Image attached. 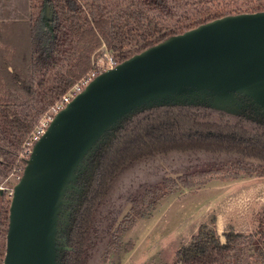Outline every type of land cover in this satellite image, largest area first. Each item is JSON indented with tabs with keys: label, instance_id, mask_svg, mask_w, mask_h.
Wrapping results in <instances>:
<instances>
[{
	"label": "trees",
	"instance_id": "obj_1",
	"mask_svg": "<svg viewBox=\"0 0 264 264\" xmlns=\"http://www.w3.org/2000/svg\"><path fill=\"white\" fill-rule=\"evenodd\" d=\"M44 3L0 0V182L11 172L35 123L89 70L102 44L118 63L207 21L264 11V0H46L52 9L47 24L41 15ZM201 111L169 107L142 112L119 131L109 149L98 156L93 187L74 216L62 264H85L94 207L121 169L137 160L170 152L227 153L241 160L214 172L264 175V130L240 120L231 122L224 114H218L220 121L207 119ZM208 173L186 176L181 185L187 187L192 184L188 178L201 179ZM163 188L157 199L158 190L153 189L151 204L140 201L135 217L145 215L166 195L160 194ZM9 200L0 194V264ZM210 222L214 224L215 218ZM258 234L244 235L229 228L221 241L213 225L201 224L190 241L175 251L171 264H264V250L257 245L251 249Z\"/></svg>",
	"mask_w": 264,
	"mask_h": 264
},
{
	"label": "water",
	"instance_id": "obj_2",
	"mask_svg": "<svg viewBox=\"0 0 264 264\" xmlns=\"http://www.w3.org/2000/svg\"><path fill=\"white\" fill-rule=\"evenodd\" d=\"M245 105L264 110V11L207 21L98 73L22 158L2 264H59L68 249L57 238L60 229H70L69 213L61 217L67 197L136 114L202 106L234 122Z\"/></svg>",
	"mask_w": 264,
	"mask_h": 264
},
{
	"label": "rangeland",
	"instance_id": "obj_3",
	"mask_svg": "<svg viewBox=\"0 0 264 264\" xmlns=\"http://www.w3.org/2000/svg\"><path fill=\"white\" fill-rule=\"evenodd\" d=\"M49 12L51 13L50 8ZM47 15L45 11L42 12L44 22L47 21ZM199 110L208 114L207 119H220L217 113L207 107L201 106ZM224 119H228L227 116L224 115ZM229 120L233 121L234 117ZM236 120L246 125L258 124L264 128V110L245 105L239 110ZM240 160L234 154L187 151L156 154L126 166L112 182L99 205L97 218L106 214L107 225H110L112 217L121 212V209L125 210L124 213L127 212L129 202L126 206L124 204L131 197L144 196V203L151 204L153 189L158 190L154 193L157 199L159 188L162 187L165 188L160 194L166 195L154 202L143 216L135 217V210L130 212L125 223L122 221V228L120 226L113 236L96 229L100 233L97 234L99 241L90 249L87 264H171L175 260V251L190 241L201 224L213 225L221 241L222 233L229 228L244 235L260 233L251 249L257 245L264 250V175L238 173L235 176L214 172L215 169L236 164ZM91 161V157L86 160V170L89 169ZM88 171L75 182L76 189L67 197L64 212L61 214L64 220V216L69 213V225L70 208L75 198L80 195L83 186L92 184L93 176ZM203 172L209 173L201 179L199 176L188 178L192 180V184L187 187L181 185L180 179ZM14 182L15 178L12 176L0 185V191L5 198H10ZM80 206L81 204L75 206V210H79ZM212 218H215L214 224L210 222ZM65 228L60 229L58 245L64 244L68 234V228L66 231Z\"/></svg>",
	"mask_w": 264,
	"mask_h": 264
},
{
	"label": "flooded vegetation",
	"instance_id": "obj_4",
	"mask_svg": "<svg viewBox=\"0 0 264 264\" xmlns=\"http://www.w3.org/2000/svg\"><path fill=\"white\" fill-rule=\"evenodd\" d=\"M44 5H43V7H42V11H41V13L43 12V11H45V6H47V7H49L50 9H51V7L46 3V0H44ZM51 14H52V9H51V13H50V15H47L46 16V19H47V21H45L44 23H47L48 24V20L51 18ZM42 15V14H41ZM49 16V17H48ZM42 18H43V16H42ZM103 45V44H102ZM102 45H101V47L98 49V54H96V55H93L92 56V58H94V57H96V56H98L100 53H101V51H103V48H102ZM107 50V49H106ZM108 51V50H107ZM109 52V51H108ZM110 53V52H109ZM111 54V53H110ZM113 57V56H112ZM92 58H91V62H92ZM114 59V58H113ZM117 63V62H116ZM91 65H92V63H91ZM91 68V67H90ZM89 68V69H90ZM201 113H202V115L204 116V118H207L208 117V114L207 113H204V112H202L201 111ZM43 115V114H42ZM41 115V116H42ZM220 119H218V121H220V120H222V118L221 117H219ZM244 123V122H243ZM253 124V126H255V129H257V130H264V128L263 127H261L260 125H258V124H254V123H252ZM23 145H24V143H23ZM23 149H24V146H22V149H21V151H20V153H19V156L17 157V160L15 161V164L13 165V168L11 169V172L9 173V175L4 179V180H7L8 179V177H12V176H14V178H15V180H17L18 179V177H19V175L21 174V171H22V168H23V162H22V157L20 156L21 155V153L23 152ZM150 157V156H149ZM95 170L93 171V173H92V176H93V178H92V184H90V185H88V184H86L87 185V187H86V185H85V182H84V185H85V187H86V189H84L85 187L83 186L82 187V190L80 191V195H81V199L79 198V197H76L75 198V202L73 203V205H72V207L70 208V210H71V216H70V222H71V225H70V229H69V231H68V234H67V236H66V238H65V241H64V244L63 245H66L67 246V241L69 240V238H70V235H71V233L74 231V228H73V222H75L76 220V218L74 217L76 214L78 215L79 213H80V209L82 208V205L80 206V209L79 210H75V206H79L80 204L78 203V200L80 199V202H83V199H82V197H84V196H86L87 194H88V192H89V190L91 189V187H93V182H94V179H95ZM4 180H2L1 182H0V185L3 183V181ZM14 184V183H13ZM13 184H12V186H13ZM1 187V186H0ZM12 189V188H11ZM0 194H3V192H1L0 191ZM11 194V193H10ZM107 195V194H106ZM105 195V196H106ZM152 196V195H151ZM150 196V197H151ZM142 199H144V196H137V197H134V198H130V199H128L126 202H125V204H124V206H126L127 204H128V202H129V207H128V209H127V212L126 213H124L123 211H125L124 209H121V212L119 213L118 212V214L116 215V216H114V217H112V222L110 223V225H107V222H108V216H106V214L105 215H103V216H101L100 218H97V215H96V211H97V209H98V207H99V205L101 204V202H102V200L94 207V210H93V216H92V219H91V223H90V227H89V229H88V233H87V235H86V246H85V254H84V257H83V259H84V262H85V264H87V262H88V258H89V256H90V254H91V252H90V249L91 248H93V247H95V245H96V243L98 244V241H99V236H97V234H98V232L96 231V229H99V230H102V232L104 231V234L105 235H107V233H110V236H113L112 234H116L118 231H119V229H120V226H121V221L122 220H125L126 219V217H125V215L127 216V218H128V216H129V213L130 212H132V211H134V209H140V207H141V205H140V201L142 202ZM125 208V207H124ZM123 213V214H122ZM124 218V219H123ZM120 219V220H119ZM117 220H119V222H117L116 223V221ZM96 221H97V223H96ZM100 222H102V224H103V222H104V225H102V224H100ZM98 225L100 226V227H98ZM121 228H122V226H121ZM107 230V231H106ZM100 234V233H99ZM98 234V235H99ZM95 239V240H94ZM109 240V239H108ZM68 247V246H67ZM98 248H99V246L96 248V251L98 250ZM68 249H69V247H68ZM67 250V249H66ZM103 251V250H102ZM62 252H64V250H62ZM103 253V252H102ZM62 259L63 258H61V260L59 259V264H62L63 263V261H62Z\"/></svg>",
	"mask_w": 264,
	"mask_h": 264
},
{
	"label": "built area",
	"instance_id": "obj_5",
	"mask_svg": "<svg viewBox=\"0 0 264 264\" xmlns=\"http://www.w3.org/2000/svg\"><path fill=\"white\" fill-rule=\"evenodd\" d=\"M103 51L92 58L91 68L86 71L81 77H79L73 84L67 89V91L61 95L49 108L43 113L38 121L33 126L30 134L24 141V149L21 153V157L28 156L33 143L43 134L49 121L54 114L65 106V104L79 91H81L98 73L113 67L116 61L112 55L106 50L104 44L102 45ZM10 197V196H9Z\"/></svg>",
	"mask_w": 264,
	"mask_h": 264
},
{
	"label": "crops",
	"instance_id": "obj_6",
	"mask_svg": "<svg viewBox=\"0 0 264 264\" xmlns=\"http://www.w3.org/2000/svg\"><path fill=\"white\" fill-rule=\"evenodd\" d=\"M111 264V263H110Z\"/></svg>",
	"mask_w": 264,
	"mask_h": 264
}]
</instances>
